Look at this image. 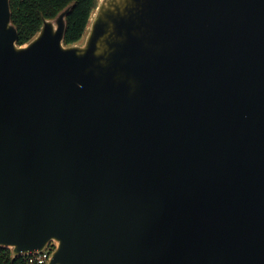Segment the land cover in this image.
I'll return each instance as SVG.
<instances>
[{"label": "water", "instance_id": "water-1", "mask_svg": "<svg viewBox=\"0 0 264 264\" xmlns=\"http://www.w3.org/2000/svg\"><path fill=\"white\" fill-rule=\"evenodd\" d=\"M72 6L18 44L0 0V247L264 264V0Z\"/></svg>", "mask_w": 264, "mask_h": 264}, {"label": "trees", "instance_id": "trees-1", "mask_svg": "<svg viewBox=\"0 0 264 264\" xmlns=\"http://www.w3.org/2000/svg\"><path fill=\"white\" fill-rule=\"evenodd\" d=\"M98 0H11L12 21L19 32L18 44L33 38L40 30L44 19L56 17L72 4L68 13L65 44L79 41L87 30L92 11ZM0 264H31L28 255L13 258L11 250L0 247Z\"/></svg>", "mask_w": 264, "mask_h": 264}, {"label": "built area", "instance_id": "built-area-1", "mask_svg": "<svg viewBox=\"0 0 264 264\" xmlns=\"http://www.w3.org/2000/svg\"><path fill=\"white\" fill-rule=\"evenodd\" d=\"M53 249V244H50L45 251L28 255V260L31 264H47Z\"/></svg>", "mask_w": 264, "mask_h": 264}]
</instances>
